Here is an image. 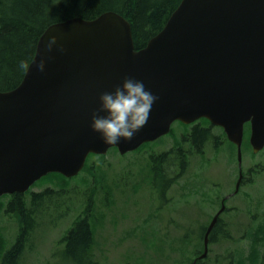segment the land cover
<instances>
[{"label":"water","instance_id":"obj_1","mask_svg":"<svg viewBox=\"0 0 264 264\" xmlns=\"http://www.w3.org/2000/svg\"><path fill=\"white\" fill-rule=\"evenodd\" d=\"M46 38L61 54L50 51L39 73L30 67L15 87L0 90V196L24 192L50 172L75 176L89 153L133 150L166 134L174 120L204 117L222 127L239 165L246 122L252 151L264 147V0H180L138 49L130 22L114 10L52 22L37 40L36 61ZM125 75L159 98L133 140L106 144L90 116L99 93ZM223 209L204 232L199 258Z\"/></svg>","mask_w":264,"mask_h":264},{"label":"rangeland","instance_id":"obj_2","mask_svg":"<svg viewBox=\"0 0 264 264\" xmlns=\"http://www.w3.org/2000/svg\"><path fill=\"white\" fill-rule=\"evenodd\" d=\"M203 122L210 121L203 119ZM209 124L219 133V126ZM171 126L178 137L184 126L181 127L177 120ZM248 129L249 125L245 123L244 131ZM219 136L217 149L210 147V142L205 145L204 154L191 151L185 174L178 179L179 186L175 184L172 190L168 189L169 197L189 199L193 203H185L194 205L204 195V188L209 183L213 184L217 173L222 176V195L232 190L238 174L236 148L223 130ZM174 141L172 132H168L125 154L119 153L115 147L109 148L105 154L89 153L85 165L75 176L62 180L55 172H50L36 180L23 192L27 206L33 192L46 188L64 190H60L62 195L52 197L47 205L39 208L34 217L35 226L28 235L18 264H63L61 238L77 217L83 216L88 204L91 213L95 212L92 216L95 227L91 247L95 264H168L165 260L168 256L178 264L199 254L203 249L200 226L208 223L218 209L219 199L214 197L220 194L218 187L209 192L212 197L208 199L206 209L195 211L185 206L182 210V205L178 208L181 211H168L165 196L160 194L165 181L151 176L155 184L154 197L152 190L140 182L143 175L148 177L149 174L144 166L148 158L146 152L151 149L156 153L169 150ZM184 145L187 146L186 143ZM241 149L243 169L249 166L254 169L253 183L248 189L252 195L247 200L238 196L228 202V207L234 205L239 208L236 212L221 214L222 221L226 223L222 228L225 230H218L214 241L209 243L205 257L207 264H236V258H239V264H249L253 246L259 249L260 256L264 255V230L261 229L263 236L256 245L257 233L250 235V230L255 231L264 215V147L254 153L243 137ZM88 166L96 174L95 182ZM206 178H209L208 184ZM8 200L9 194H5L0 201V235L5 249L13 244L20 227L19 217L13 211H6ZM173 207H176L174 202ZM246 207H249L248 213ZM152 232L155 243L151 246Z\"/></svg>","mask_w":264,"mask_h":264},{"label":"trees","instance_id":"obj_3","mask_svg":"<svg viewBox=\"0 0 264 264\" xmlns=\"http://www.w3.org/2000/svg\"><path fill=\"white\" fill-rule=\"evenodd\" d=\"M179 1L58 0L57 3L51 4L50 0H0V90L11 89L19 83L24 74V71L19 67L20 61H30L32 59L40 34L52 22L74 16L89 19L106 10H114L122 14L130 22L134 46L138 49L143 47L148 39L163 27L167 17ZM207 133L208 129L195 126L190 133L193 144L196 147H200ZM244 135L247 136L248 131H244ZM247 146L250 148L248 142ZM159 157L161 158V156ZM156 168V178L162 180V172L156 170ZM88 171L95 182L97 178L94 175L96 174L90 170V166H88ZM55 174L59 175L62 180L66 178L62 174ZM90 187L92 188V186ZM60 190L63 191L64 189ZM60 190L46 188L40 192H33L28 206L25 202L23 203L21 193L14 192V195L7 203L6 211H16L18 213L20 227L13 244L9 248L5 249L0 235V264H18L19 253L25 248L28 235L35 226L36 220L34 217L39 212V208L47 205L52 200V197L56 198L62 195ZM105 196L107 198V192ZM46 200L48 201L45 202ZM83 213V216H78L61 238V243L63 244L61 250L64 253L63 264L96 263L94 258H86L91 252L94 240L93 231L95 224L92 216L95 212L91 213L90 204H88ZM217 225L210 233V242L214 241V236L219 230V225ZM261 229L264 230V215L261 221L258 222L255 231L250 230V235L257 233L255 245L257 240L263 236ZM204 230L205 228L200 230V238H202ZM185 237H188L187 234ZM251 252L249 258H258L260 256L257 247L253 246ZM52 263L49 262L47 264Z\"/></svg>","mask_w":264,"mask_h":264},{"label":"flooded vegetation","instance_id":"obj_4","mask_svg":"<svg viewBox=\"0 0 264 264\" xmlns=\"http://www.w3.org/2000/svg\"><path fill=\"white\" fill-rule=\"evenodd\" d=\"M203 119L209 121L206 118H199V119H196L190 123H184L180 120H177L180 122L181 127L184 126L183 131H181L179 136L177 137L175 135V128H173V126H171L170 130L168 132H172L173 140H175V141L172 144V146H170V149L163 151V152H160V153H156L154 149H151L150 151L146 152L148 154V158H147V162L144 166H145V169L147 170V173H149V174H148V177L143 175V178H140V182L142 183L143 186H148L150 188V190H152L151 193H152V196L154 197L155 184L152 181L151 176H154L155 178L157 177V172L155 171V167H157L156 170L162 172V175H163L162 180L165 181L164 183H162V187H160V194L162 196H165V202L167 203V210L168 211L170 209L172 211H178L179 206H182V205H184V206H182V210H183V207H185V206L191 207L195 211H198V210L201 211L203 208L206 209L207 208L206 206H209L208 199H210V197H212L211 195H209V192L212 189H216L218 187L217 190L219 191L220 194H217V195L215 194L214 197H217L219 199V204H218V209L215 211V213L212 215V217L217 213V211L221 208L222 205H224V209L220 213V215L225 211L226 212H236L235 210H237L239 207H236L234 205L228 207L227 204L229 201H231L233 199H237L238 196H241L244 200L251 198L252 194L248 189L250 188V186L253 183L254 169L252 168V166H249L246 169H243L242 165L237 166L238 174H237V178L234 182V186L230 192H228L224 195H222V192L224 189V187L222 185V183H223L222 182V176L219 177V175L217 173L214 176V178H213L214 182L211 185H210L209 180H208L209 178H206L207 184L209 183L204 188V189H206V191H205L204 195L201 197V199L198 200L194 205H191V206L189 205V204L193 203V202H190L189 199L182 200L180 198H174V197L172 198V197L168 196V194H169L168 189L172 190L171 188L174 187L175 184H178V186H179L180 182L178 179L185 174V171H186L185 169L188 165V157H189V154L191 153L192 150L195 152H199L200 154H202V152H203V154H204V147L206 144H208L210 142H212V143H210V145L212 144L210 147H214L216 149L218 147V140L220 138L219 134L222 133V128L220 127L219 133H216L215 130L217 131V129H214L213 127L210 128V125H211V124H209L210 122H208V123L203 122ZM172 123H171V125H172ZM195 126H199V127H203V128L208 129V133L206 135V138L203 140L202 145L200 147H196L190 138V133ZM146 143H148V142L142 143L140 146H138L134 150L141 148ZM185 143L187 144V146L184 145ZM138 151L141 152L143 150H138ZM127 152H129V151H127ZM127 152H125V153H127ZM125 153H122V154H125ZM159 156H161V158ZM214 161H216V159ZM155 164H156V166H155ZM215 171H216V169H215ZM141 183H140V187H143L141 185ZM20 193L22 195V199H23L22 201L24 203L25 199L23 197V192H20ZM13 195H14V192L9 194L8 202L10 201V199L12 198ZM186 195H188V194H186ZM243 195L245 196V198ZM153 199H155V198H153ZM186 201H188L189 204L185 203ZM173 202H174V205L176 207H173ZM248 208L246 207L247 213H248ZM179 211H181V210H179ZM13 213L18 216V213L16 211H13ZM220 215L217 218V221H216L214 227L218 224L219 230L224 231L225 229H222V228L224 227V225L226 223H224L222 221V218ZM212 217H211V219H212ZM211 219L209 220V222L211 221ZM209 222L202 225V227L200 226V229L205 228V230H206ZM21 226H22V223H21ZM148 231H150V230H148ZM217 234H218V232L216 233V235ZM210 238H211V235H210ZM210 238H209V241H210ZM144 240H146V239H144ZM149 240H150V245L151 246L154 245L155 238H154L153 232H152V234H150ZM166 241L168 242L170 240L167 239ZM171 243L173 244V240L171 241ZM170 244H168L167 246H169ZM22 250L19 253V255H21ZM92 255L93 254L91 251L90 254L88 256H86V258H93ZM197 256H198V254L194 258H192V260L188 259L184 263H183V261H181L178 264H181V263L182 264H191L192 261H194V264H207L206 258H196ZM253 259L254 258H249V261H248L249 264H264V255L260 256V258H255V260H253ZM165 260L167 261L168 264H175V261L172 260V258H170V256L165 258ZM235 263L239 264V258L235 259Z\"/></svg>","mask_w":264,"mask_h":264},{"label":"clouds","instance_id":"obj_5","mask_svg":"<svg viewBox=\"0 0 264 264\" xmlns=\"http://www.w3.org/2000/svg\"><path fill=\"white\" fill-rule=\"evenodd\" d=\"M57 2L58 0H50L51 4ZM50 51L57 56L62 51L55 44L54 38L43 40L39 52L40 61H36L37 56L30 61L21 60L19 67L24 72H28L31 67L33 72L39 73L44 58ZM158 98V95L146 86L144 80L125 75L111 90L99 93L98 107L92 110L90 116V128L99 133L106 144H117L121 139L131 141L148 123Z\"/></svg>","mask_w":264,"mask_h":264}]
</instances>
